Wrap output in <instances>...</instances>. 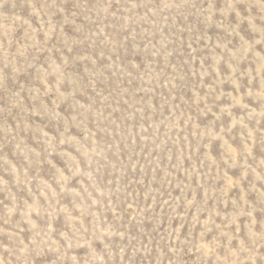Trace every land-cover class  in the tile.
I'll list each match as a JSON object with an SVG mask.
<instances>
[{
    "label": "rangeland",
    "instance_id": "obj_1",
    "mask_svg": "<svg viewBox=\"0 0 264 264\" xmlns=\"http://www.w3.org/2000/svg\"><path fill=\"white\" fill-rule=\"evenodd\" d=\"M0 49L27 264H264V0H12Z\"/></svg>",
    "mask_w": 264,
    "mask_h": 264
},
{
    "label": "clouds",
    "instance_id": "obj_2",
    "mask_svg": "<svg viewBox=\"0 0 264 264\" xmlns=\"http://www.w3.org/2000/svg\"><path fill=\"white\" fill-rule=\"evenodd\" d=\"M12 0H0V9L5 8L9 4H11ZM159 10V9H158ZM163 14V13H162ZM8 45H3V48H8ZM13 49L15 45L12 46ZM3 49H0L2 51ZM18 55L15 52H9L7 55L6 60L3 56H0V72H3V65L7 64V71L10 73L11 68L15 65L13 64L14 56ZM6 238L5 242L3 239H0V255H2L5 259V261L8 260L9 257H11V260L13 264H27L28 261V253L25 251V246L20 243L19 240L15 238L13 235L11 238H9L7 233H3L2 236ZM5 244H7V250H5Z\"/></svg>",
    "mask_w": 264,
    "mask_h": 264
}]
</instances>
